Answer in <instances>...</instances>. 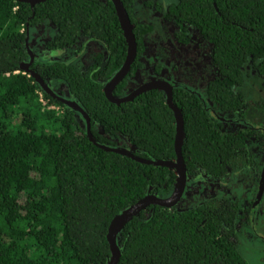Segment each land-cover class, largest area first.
Returning a JSON list of instances; mask_svg holds the SVG:
<instances>
[{"label": "trees", "instance_id": "16d2710c", "mask_svg": "<svg viewBox=\"0 0 264 264\" xmlns=\"http://www.w3.org/2000/svg\"><path fill=\"white\" fill-rule=\"evenodd\" d=\"M120 1L129 14L134 0ZM163 4L165 19L180 29V42H189L191 29L211 44L216 73L204 99L184 87L172 89L183 121L186 176L224 182L236 161L257 174L251 142L261 146L264 136L245 122L249 106L239 89L251 77L264 80V0ZM46 23L56 29L45 43L49 52L80 51L83 39L104 50L85 69L73 55L69 62L41 58L29 66L56 96L54 89L65 87L66 99L89 117L95 143L76 111L20 70L30 61L26 40L29 45ZM131 23L139 53L151 29ZM126 56L111 0H46L34 6L0 0V264H106L113 218L148 194L164 199L172 193L175 170L98 146L121 147L125 139L138 158L176 160V121L164 93L144 92L119 105L104 94ZM138 68L137 59L128 77ZM128 77L114 98L121 97ZM222 198L187 210L149 206L118 234V264H248L238 245L241 232L253 228L254 207L250 200L243 206L238 197Z\"/></svg>", "mask_w": 264, "mask_h": 264}, {"label": "flooded vegetation", "instance_id": "af4514ba", "mask_svg": "<svg viewBox=\"0 0 264 264\" xmlns=\"http://www.w3.org/2000/svg\"><path fill=\"white\" fill-rule=\"evenodd\" d=\"M165 5L166 4H163V2H156V0H134V3L132 4L131 9L129 11V14H128V11L124 9L131 25H132L131 23V20H132L133 22L143 25L145 27H148L151 30L143 36L139 53H138V47L136 44L135 59L130 66V70L128 74L125 76V78L122 81H124L129 76L131 72V67L136 62L137 59L139 62V68L136 70L134 76L128 77V81L125 86V89L123 92H121V97L119 99H124L128 97L129 95H132L138 89H140L143 85L149 84L151 82H159V81L166 82L171 85L172 89L174 87L187 88L186 86H183V84L176 82V79L172 78V76H173L174 71H177V68L179 66H182V64H184L188 60H192L193 57L195 56H198V60L194 64L196 65V67L200 68L202 67L203 63L207 64V57H208L210 65L213 69V77L207 83L206 88L208 84L215 78L216 73L212 65L211 55H210L211 54V44L202 40L198 36V34L194 33L195 31L191 29H189V34H190L189 42L188 43L180 42L178 39V34L180 33L179 31L180 29L173 22L166 20L164 17ZM148 13L150 17L149 21L146 20V18L143 16V15H147ZM137 14H139L140 16H136ZM152 20L157 21V24L155 25H160L159 31L157 30L158 34L162 30L161 26H163V28L166 30V34L163 35L161 38L157 36L155 37L153 33L154 29L152 25L147 24L149 22H152ZM132 30H133V25H132ZM55 34H56V29H55ZM55 34L47 38L40 37L39 39H37L39 41L38 42L39 46H37L38 48L37 49L35 48V49L38 51V53H36L35 49H33L34 47L32 48L31 43L28 45V41L26 42L27 47L29 46V50L33 54V62L41 58H47L49 59V61L63 60V61L69 62L71 61L72 55H73V57L75 59H78V61L80 62V67L82 69H85L91 65L92 56L94 54L104 51L96 43L91 42V41H86L85 39H83L80 41V44L78 47L80 48V51L79 49H72L71 51L64 52V53L49 52L45 49V43L50 41L51 38L55 36ZM160 43H163L164 45L161 46ZM116 87L112 89V92H111L112 96H113L114 89ZM54 90L58 96H62L64 98L63 99L62 97H58L52 92L55 95V99L68 100L66 99L65 87H62L59 85V87L55 88ZM189 90L195 91L201 96V94L198 92L197 89L192 88ZM148 91H152V90H148ZM156 91H159V90H156ZM135 97H133L132 99H134ZM261 102H264V100H262ZM261 108H264V104L261 106ZM246 123L252 126V129L256 131L258 135L262 134L264 136V127L258 128L256 127V125L249 124L248 121ZM121 143H122L121 148L127 149V147L123 145V142ZM251 145H252L251 151L252 153H254V156L257 157L258 163L260 164V168L262 169L261 163L264 164V157H262L263 152H264L263 151L264 143L263 145L260 146L256 140H253L251 142ZM233 165H237L239 167V170H238L239 172L241 169L242 170L245 169L240 161H236V163H234ZM233 165L230 166V178L224 182L214 180L211 178H205V177L193 178V179H191L190 177H187L184 194H189L188 195L189 197H191L192 195L195 196L197 198V205L205 201L209 202V201H214V200H220L222 197H225V196H230L232 198L239 197V196H235L236 194L234 193L228 192V188H230L232 180H233L232 179V176H233L232 166ZM261 169H259L257 174L249 171L250 184L248 186V189H246L247 190L246 199L248 202H245L242 204L243 206L245 205L247 206V203H249V200H250V204H252V207H254V211H255L254 225H253V228H250V230L255 233H256V228L258 227H261L262 229L264 228V208L261 209L260 207L261 205L264 206V203H263L264 175L263 173H260ZM257 177H259V180H257ZM262 179H263V183L261 184ZM261 186L263 187L262 197L257 203L258 201L257 193L260 190ZM254 193H255V196L252 198ZM184 194L181 200L185 199ZM181 200L179 202H181ZM259 208L261 211H258Z\"/></svg>", "mask_w": 264, "mask_h": 264}, {"label": "water", "instance_id": "95a60500", "mask_svg": "<svg viewBox=\"0 0 264 264\" xmlns=\"http://www.w3.org/2000/svg\"><path fill=\"white\" fill-rule=\"evenodd\" d=\"M14 1L19 2V3H28L31 6H34L46 0H14ZM111 2L114 5V8H115L118 20H119L120 28L126 40L127 56H126V60L124 64L122 65L121 69L104 86V94L106 98L111 103L119 105L121 103L131 101L133 97H135L136 95L142 92H146L148 90H159V91L164 92L166 96V104L174 113V117L176 121V135H175V141H174V151L176 155L175 162L148 161L145 159L138 158L133 154L132 147L124 149V148H121L120 146L117 148H108L104 145H98L99 148H101L104 151L120 154L122 156L130 158L144 165H149V166H154V167H165L170 170H175V173L177 175V180L173 188V191L167 198L161 199L154 195L148 194L146 197L138 201L133 206L129 207L122 213L116 215L111 221L108 227V233H107V241L109 244L111 256L106 264H118L119 259H120V249L117 245L116 239H117L118 234L124 228V226L127 223H129L134 217L138 216L141 212L145 211L149 206H159V207L166 208V209L175 208L184 194L186 182H187V176H186L184 161L181 155V145H182L183 133H184L183 132V121H182L180 111L172 103L171 85L166 82H161V81L151 82L149 84L143 85L135 93H133L132 95H129L128 97L124 99H115L111 94L112 89L116 87L128 74L130 70V66L132 62L134 61L135 55H136V43H135L134 36L132 34V25L130 24V21L123 8V5L120 0H111ZM29 57H30L29 64L21 65L20 70L24 71L25 73L30 74L33 78L36 79V81L39 83L40 87L46 94L55 98V95L48 88V86L36 74H34L32 71L29 70L30 64L33 63V54L31 52H29ZM59 100L65 105H67L69 108H71L72 110L76 111L82 117L86 125V136L90 142L95 143L90 133V119L86 115V113L82 111V109L74 101L62 100V99H59ZM263 175H264V172H263ZM262 183H263V179L261 181V184ZM262 186L260 187V190L257 193V200H258L257 203L262 197V190H263Z\"/></svg>", "mask_w": 264, "mask_h": 264}, {"label": "rangeland", "instance_id": "374dc122", "mask_svg": "<svg viewBox=\"0 0 264 264\" xmlns=\"http://www.w3.org/2000/svg\"><path fill=\"white\" fill-rule=\"evenodd\" d=\"M163 1L164 0H156V2ZM136 16L140 15L137 14ZM143 16L146 18V20H150L149 13ZM147 24L152 25L155 37L157 36L161 38L166 34V30L163 28V26H161L162 30L158 34L160 25H155L157 24L156 20H152V22H149ZM160 45L163 46L164 44L160 43ZM197 60L198 56H195L192 60H188L184 64H182V66H179L177 68V71H174L172 78L176 79V82L183 84V86H186L188 89H197L201 94V97L204 99L206 97V85L213 77V69L210 65L208 57L207 64L203 63L202 67L200 68L194 65ZM239 92H241L245 96L249 106L246 114V121H248L249 124L256 125V127L258 128L264 127V108H261V106L264 104V102H261L262 100H264V80L251 77L250 80L247 81L245 85H243L239 89ZM121 142H123L124 146L130 148V144L125 139L121 140ZM262 157H264V152ZM261 166L262 169L260 168V173H263L264 164L261 163ZM232 170L234 177L232 176L233 180L230 188H228V192L236 194L235 196H239L240 198L238 197V199L241 202H248L246 199V189H248V186L250 184L249 171L246 169H241L239 172V167L237 165H233ZM257 180H259V177H257ZM254 196L255 193L253 194L252 198ZM184 197L185 199L181 200V202H179V204L175 208L179 210H187L197 204V198L195 196L192 195L191 197H189L188 195H186ZM260 207L261 209L264 208L263 205H261ZM258 211H261L260 208L258 209ZM256 233L247 228L244 229L240 234L238 249L242 257L248 264H264V228H256Z\"/></svg>", "mask_w": 264, "mask_h": 264}, {"label": "crops", "instance_id": "0c3cea01", "mask_svg": "<svg viewBox=\"0 0 264 264\" xmlns=\"http://www.w3.org/2000/svg\"><path fill=\"white\" fill-rule=\"evenodd\" d=\"M55 34V28L53 26H51L49 23L44 24L43 26H39L36 28V31L34 33H32L31 36V46L33 49H37L39 46V41L37 39H39L40 37H50L53 36ZM35 49L36 53H38V51Z\"/></svg>", "mask_w": 264, "mask_h": 264}]
</instances>
